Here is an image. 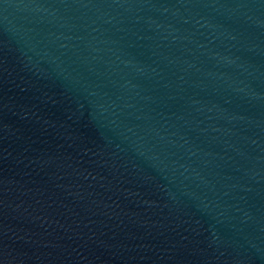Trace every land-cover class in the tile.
Instances as JSON below:
<instances>
[{"label":"water","instance_id":"obj_1","mask_svg":"<svg viewBox=\"0 0 264 264\" xmlns=\"http://www.w3.org/2000/svg\"><path fill=\"white\" fill-rule=\"evenodd\" d=\"M0 264H264V0H0Z\"/></svg>","mask_w":264,"mask_h":264}]
</instances>
